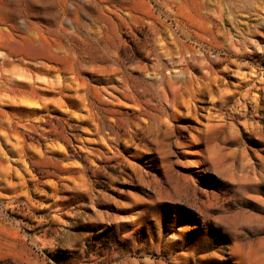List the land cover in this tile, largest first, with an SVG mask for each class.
Returning <instances> with one entry per match:
<instances>
[{
	"label": "rangeland",
	"instance_id": "374dc122",
	"mask_svg": "<svg viewBox=\"0 0 264 264\" xmlns=\"http://www.w3.org/2000/svg\"><path fill=\"white\" fill-rule=\"evenodd\" d=\"M0 264H264V0H0Z\"/></svg>",
	"mask_w": 264,
	"mask_h": 264
}]
</instances>
